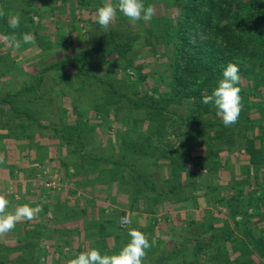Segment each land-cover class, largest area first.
<instances>
[{
    "label": "rangeland",
    "instance_id": "374dc122",
    "mask_svg": "<svg viewBox=\"0 0 264 264\" xmlns=\"http://www.w3.org/2000/svg\"><path fill=\"white\" fill-rule=\"evenodd\" d=\"M5 1L10 2V5H3L0 10L10 17L7 24H3V18L0 17V100L10 91L13 96L9 103L0 104V141L5 139L2 122L8 116L12 117L13 110L30 115L26 118H36L47 126L57 127L60 132H73L80 128L88 137L100 135L101 143L107 142L108 148L98 151L99 157L121 162L111 180H120V174L126 171L124 167L129 164L134 174L132 178L127 176L134 182L137 198L140 201L150 199L155 196L154 184L159 189L164 186L167 206L179 195L186 196L189 192L200 198L199 192L193 193L190 187L179 188L183 172L193 177L194 172L184 169L189 165L194 170L190 162L195 161V173L197 177L200 176L195 183L200 180V193L203 197L207 196L208 200L212 196V184L211 209H208V214L202 215L201 222L190 224H187L189 219L196 217L192 212L189 215L178 211L177 217L173 218L169 213L171 210H168L160 221L151 218V223L155 222L158 227L157 234L163 236L164 241L160 248L151 245L146 250L143 264H264V161L252 165L244 150L237 151L234 145L218 141L212 128L207 129V135L203 136L199 125L215 122L216 119L198 115L191 102H169L171 97L167 87L170 86L171 71L168 56L172 52L165 55L161 51L158 53L146 40L124 57L108 51L90 55L78 64L81 72L69 65H62L41 73L48 62L75 57L106 42L110 31L121 32L125 36L122 38H133L136 34L129 29L134 25L130 21L126 22L125 16L117 12L108 31L103 32L96 22L97 9L102 6L103 0L86 1V5L75 0H41L32 5H28L31 0H2L1 3ZM111 2L115 3L116 0ZM16 9L23 12L25 20L24 27L20 26L15 32L18 30L17 35L23 34L28 27L24 33L32 34L35 39V44H22L18 49L9 47L3 39L12 33L9 27L10 13H15ZM156 14H161L160 8L155 7ZM168 14L170 16L172 13ZM34 26L39 27L38 31ZM145 37L149 39L148 35ZM129 69L133 70L135 76L130 75ZM27 87L28 90L25 89ZM147 100L153 106L156 101L160 102L156 105L165 104L166 111L161 114L148 109L142 105ZM251 114L257 116V109L251 110ZM76 119L86 120L87 123L75 127L72 120ZM177 131L180 137H177ZM152 134L150 142L145 140ZM237 134L235 139L241 137ZM228 138L227 135L224 139ZM15 140L16 145L17 138ZM109 145L116 148L111 151ZM256 145L264 154V141H257ZM142 148L149 152L143 154ZM98 168L102 167L98 165L95 169ZM209 168L216 172H210ZM190 182L186 179L185 183ZM238 188L244 189L243 196L240 201L232 200L231 196L236 194ZM220 199L223 200L219 203ZM237 206L241 214L233 216ZM128 220L130 223L127 228H122L121 219L115 222L114 228L122 233L115 241L131 230L132 221ZM18 224L11 233L0 235V264H24V258L18 250L13 249L18 240ZM210 225H214V228L210 229ZM213 233L216 234V244L205 249L208 254L197 252V238L207 244ZM124 241L123 247L130 241L129 237H124ZM107 247L100 245L97 249L103 255ZM238 249H242L244 255ZM111 253L115 254V250ZM211 256L214 258L210 261ZM37 260L39 263L40 259ZM25 264H36V261Z\"/></svg>",
    "mask_w": 264,
    "mask_h": 264
},
{
    "label": "crops",
    "instance_id": "0c3cea01",
    "mask_svg": "<svg viewBox=\"0 0 264 264\" xmlns=\"http://www.w3.org/2000/svg\"><path fill=\"white\" fill-rule=\"evenodd\" d=\"M23 114L17 118L8 116L2 122L5 139L0 141V154L5 162L0 164V195L9 201L10 210L24 204L42 207L35 219L18 224V240L13 249L24 258V264L35 261L36 264H68L80 252L97 249L100 245L108 246L105 254L111 255L114 250L116 254L125 243L124 237H129L124 234L115 241L122 233L114 228V224L123 216L132 221L131 230L144 233L153 248L157 246L158 249L164 240L157 234L158 227L155 222L151 223V218L160 221L171 210L169 213L173 218L177 217L178 211L189 215L195 213L196 217L190 218L187 224L201 222L202 215L213 205L212 184V196L208 200L200 193V180L195 183L200 178L195 173V161L190 162L194 170L189 165L184 169L194 172L193 177L183 172L179 188L190 187L193 193L199 192L200 198L189 192L186 196L179 195L167 206L162 184V189L156 187L159 191L153 190L155 196L140 201L134 192V182L128 179L127 174L131 178L134 174L128 165L120 174V180H111L115 169L121 165L115 166L110 158L99 157L98 151L108 148L107 142L101 143L100 135L88 137L80 128L60 132L57 127L47 126L36 118H26ZM74 122L77 124V120H72ZM110 148L113 151L116 146ZM98 165L102 168L95 169ZM186 179L191 182L186 184ZM54 180L58 188L44 186ZM214 199L216 202L215 195ZM37 259H40L39 263Z\"/></svg>",
    "mask_w": 264,
    "mask_h": 264
},
{
    "label": "trees",
    "instance_id": "16d2710c",
    "mask_svg": "<svg viewBox=\"0 0 264 264\" xmlns=\"http://www.w3.org/2000/svg\"><path fill=\"white\" fill-rule=\"evenodd\" d=\"M1 1L0 8L3 5H10V2L1 3ZM39 1L41 0H31L28 5L37 4ZM75 1L86 5L85 2L91 0ZM142 2L145 7L148 5L153 6L154 10L155 7L160 8L161 14L154 15L150 22L143 20L136 23L130 22L134 26L129 31L131 30V33L136 34L133 38H122L125 36H122L121 32L112 33L113 31H110L111 35L106 39V42H101L98 46H94L75 57L56 61L55 63L48 62L41 73L59 68L62 65H69L81 72L82 69L78 64L90 55L108 51L117 53L119 57H124L126 54L133 52L138 44L147 40L150 47L154 46L158 53L161 51L165 55L167 52H172L168 56V67L171 71V82L170 86L167 87V90H170L171 97L169 102L177 101L179 104L191 102L194 104L198 115L216 119L212 123L203 122L201 125L198 124L202 128L203 136L207 135V129L212 128L214 129L213 135L218 141L234 145L237 151L244 150L250 157L252 165L262 163L264 154L256 143L260 140L264 141V121L261 120L264 119V0H142ZM170 12L172 14L169 16L168 13ZM16 13L20 14V26L24 27L25 15L18 9L15 10V13L11 12L10 15ZM26 13L28 14V12ZM5 14L2 17L3 24H7L6 21L10 17L8 13ZM125 20L129 22L127 17H125ZM31 26L33 28V23ZM34 28L36 31L39 29L36 26ZM28 29L27 27L25 30ZM11 32H13L12 29ZM145 35H148L149 39ZM160 37L163 40L160 41ZM229 63L236 64L239 68L238 74L241 80L238 86L241 89L242 110L235 124L225 126L217 116V110L211 104H203L202 98L204 95L210 94L217 86L223 69ZM41 80L42 78L40 82ZM25 89L28 90L29 87ZM12 96L13 93L8 92L6 97L0 100V104L9 103ZM156 103L153 106L147 100V103L142 105L163 114L167 106L165 104L156 105ZM254 108L257 109V116L251 114V110ZM13 111L12 117L17 118L23 114L18 110ZM24 115L30 116L28 114ZM209 119L207 121H210ZM86 123L78 119L75 127L86 125ZM163 126L164 124L161 125V128ZM63 132L67 131L64 130ZM236 132L241 137L235 139ZM175 133H177V137L181 136L178 131ZM257 133H261V135H257ZM227 135L229 138L225 140L224 138ZM151 137H153V134L147 136L145 140L150 142ZM141 152L147 154L149 150L142 148ZM120 163V161H114L115 166H120ZM217 163L214 164L215 167ZM198 164H201V162ZM209 169L210 172H216L213 168ZM144 181L148 182L147 180ZM149 184L151 186V183ZM153 186L156 190V185ZM242 191L244 192V189L238 188L231 199L240 201L243 196ZM222 200H218L219 203ZM239 214H241V211L237 206L234 208L233 216ZM209 227L212 229L214 225ZM197 239L196 250L199 253L208 254L205 249H209V247L211 248L216 244L214 242L216 234L214 233L210 236L207 244L201 243V239ZM238 250L241 255H244L245 252L242 249ZM249 254L251 255V252ZM213 258L211 256L210 261Z\"/></svg>",
    "mask_w": 264,
    "mask_h": 264
},
{
    "label": "clouds",
    "instance_id": "9594fccd",
    "mask_svg": "<svg viewBox=\"0 0 264 264\" xmlns=\"http://www.w3.org/2000/svg\"><path fill=\"white\" fill-rule=\"evenodd\" d=\"M117 12L127 17L131 23L143 20L150 22L155 15L153 6L145 7L142 0H103L102 6L98 7L96 13V22L103 32H107L110 24L116 18ZM6 14L0 10V17ZM35 19V18H34ZM20 14L11 16L9 27L13 32L3 37L4 41L11 48L18 49L22 44H35L34 36L30 33L17 35L15 29L20 26ZM129 73L135 76L132 69ZM239 68L236 64L229 63L221 73V79L210 94L204 95L202 103L211 104L216 110L217 116L222 120L225 126H230L238 121L242 110L241 89L238 86L241 80ZM5 162L0 154V164ZM9 207V201L5 196L0 195V235L12 231L18 222L35 219L42 211L40 205L32 207L28 204L17 206L14 211H6ZM122 224L129 223L128 217L121 218ZM130 241L116 254H101L96 249L80 252L75 258L70 259L68 264H143L146 256V250L151 247L149 239L141 231L132 229L128 232Z\"/></svg>",
    "mask_w": 264,
    "mask_h": 264
},
{
    "label": "built area",
    "instance_id": "2783aa9c",
    "mask_svg": "<svg viewBox=\"0 0 264 264\" xmlns=\"http://www.w3.org/2000/svg\"><path fill=\"white\" fill-rule=\"evenodd\" d=\"M44 185L47 188H49V189H56V188H58V183H57L56 180L50 181V182H46ZM129 223H130V221H129ZM129 223H127V224H122L121 223L122 228H127V226L129 225Z\"/></svg>",
    "mask_w": 264,
    "mask_h": 264
}]
</instances>
